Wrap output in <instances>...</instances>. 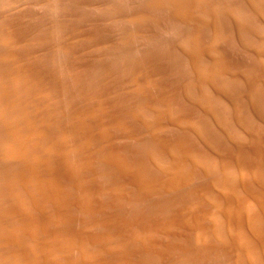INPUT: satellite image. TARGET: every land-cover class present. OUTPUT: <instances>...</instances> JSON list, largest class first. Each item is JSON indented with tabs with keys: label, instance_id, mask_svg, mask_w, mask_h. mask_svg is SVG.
I'll list each match as a JSON object with an SVG mask.
<instances>
[{
	"label": "bare ground",
	"instance_id": "obj_1",
	"mask_svg": "<svg viewBox=\"0 0 264 264\" xmlns=\"http://www.w3.org/2000/svg\"><path fill=\"white\" fill-rule=\"evenodd\" d=\"M243 1L247 13L212 0L146 4L188 31L174 44L190 73L182 85L150 62L127 66L123 88L107 71V87L83 89L25 67L0 28V264H264V0ZM230 37L255 66L226 56ZM56 41L65 54L75 43Z\"/></svg>",
	"mask_w": 264,
	"mask_h": 264
},
{
	"label": "rangeland",
	"instance_id": "obj_2",
	"mask_svg": "<svg viewBox=\"0 0 264 264\" xmlns=\"http://www.w3.org/2000/svg\"><path fill=\"white\" fill-rule=\"evenodd\" d=\"M12 1L13 2H11V5L12 4L13 5L10 6V0H0V5L2 6V7L0 6V19L2 20V21L0 20V28L3 29L2 27H4L3 30H7V31L10 30L7 28H11V30L9 32L15 34V35L13 34V37L15 36L14 39L16 41L15 48H14V54H15L16 58H18V61H20V63L23 62V65H25V67L27 65V67H29V69L31 67H35V70L39 69L38 71L41 73L43 71L44 74L51 73V74H56L57 76L59 74L61 77L60 76H58V77L61 78L63 81H65V80L69 81L70 78H71L70 79V81H71L74 78L75 80H77L79 82V84H78L79 87H81L83 89H85V88L88 89L89 87L91 88V85L93 83L100 85L101 83L105 82L104 80H106V79L102 80V78L104 77L103 76L104 72H107V71L111 72L112 75L114 76V78L115 77L117 78V79H115L116 84L113 82V86L116 87L117 89L123 88L124 83L122 81H123V78L125 75V71L128 69L127 66L129 67L131 64H138V65L143 64V66H144V64H149L150 62H151V64L152 63L153 64L155 63V65L157 64L159 71L161 70L160 73L162 74V76L164 78L167 76L166 79L169 81V83L171 85H173V84H181L182 85L183 84L182 82H185L184 77L187 76L188 74H190L187 66L185 67L186 63H185V60H184L182 54L179 53L177 46L176 47L174 46L175 43L182 41L181 40L182 37L184 38V36H186V34L188 32V31H186L187 29L185 30V27L183 28V26L181 27V25L175 27L177 25V23L174 20H172V18H170V17L168 18V16H167L168 11L164 10L165 11V13H164L163 10H160V11L156 10V12H154L155 10L153 11L152 9L148 8V6H146V4L148 5L150 0H18V1L12 0ZM212 1L213 2L218 1L217 3L223 4L226 7L227 6L236 7V9L238 8V6H240L238 4L242 3L241 6L244 5L243 9L244 8L245 9L242 10L241 6L239 8L241 11L247 13V10H246L247 5L245 4V2L243 0H238V1L237 0H230V1L224 0L222 2L221 1L219 2V0H212ZM232 1H234V2H232ZM5 2L7 4H5ZM223 2H225V3H223ZM17 8H19V9L17 10ZM27 8H29V9L27 10ZM239 8H238V10H239ZM148 9H150L149 14L147 13ZM151 10H152V13L154 12L153 14L151 13ZM137 11H139V12H137ZM140 11H142V13L144 15H148L149 17L152 14L151 15L152 18L150 17L152 20L156 16H157V18L159 17L158 19L155 18V20L158 21L159 25H158V23H155L157 21L154 20V22H153L151 20V23L153 22L152 24L149 22V23H147L148 25L145 24L144 26L140 27V29H139V27H136V26L134 27L131 25L132 27H134V29H133L129 23H126V22H128L126 19H127V17H129V15H132L135 13H140ZM157 12L160 14H158ZM154 15H155V17H154ZM160 17H162V18H160ZM250 20H252V18H250ZM250 20L248 21V17H247L248 22H250V23L255 22L252 24V26L255 25V27H256V25H258V23H259V26L261 25L259 21L253 20V22H252ZM110 21H111V23H110ZM5 23H6V25L4 26ZM154 23L156 25H154ZM1 24H3V25L1 26ZM57 26H58V28H57ZM259 26H257V27H259ZM5 27H7V28H5ZM59 27H60V29H59ZM62 27L63 28L66 27V28L62 29ZM75 27H77V28H75ZM78 28L80 29V31ZM182 28L184 30L182 32H184V33L181 35L180 32H181ZM53 29H54V32H53ZM72 29H73V31H72ZM130 29L133 30V32L137 31L139 33L136 34L135 32L134 33L131 32L132 34L130 33V37H129V36H127V33H128V31L129 32L131 31ZM148 29H150V30H148ZM159 29H160V31H159ZM62 30H63V32H60ZM75 30H77V32ZM48 31H49V33H48ZM57 31H58V33H57ZM83 31H84V33H83ZM64 32H67V33L64 34ZM56 33L58 36L56 35ZM73 33H75V35H74L75 39H73L74 38V36H72ZM76 33H78L77 34L78 37L76 36ZM80 33H82V34H80ZM125 33H126V35H125ZM141 33H143V34H141ZM203 33H202L203 34L202 36L204 38H207L208 33L207 32L205 33V31ZM60 34H61V36H60ZM67 34H70V36ZM133 34H136V35L139 34L138 39H136V35L134 37ZM178 34H179V36H178ZM180 35H181V37H180ZM53 36L58 41V42L56 41L57 44L58 43H65V42L67 44L69 43L68 48L71 49V46H72V50H70V52L71 51L72 52L71 53L68 52L67 54H65L63 52L61 53V51H56L54 48H52L53 46H50V45L54 44L53 41H55ZM67 36H69L68 39L66 38ZM82 36L83 37L85 36L84 42H82L83 41ZM124 36H127V37H125L127 42H125L124 40H120V38L124 39ZM147 36H148V38H147ZM49 37H50V39H49ZM56 37H58V38H56ZM63 38H66V39H63ZM76 38L77 39L79 38V39L76 40ZM93 38H95L97 42ZM132 38H134V39H132ZM204 38L202 40L206 41V39L204 40ZM75 40L77 42L81 41L82 43L78 42V44H77V42H75ZM227 40L228 41L226 43H222L221 48L223 47L222 50L223 51L225 50L224 52H225L226 56L228 58H230V60L233 61V63H235V65H237L239 67L242 66L241 68H243V67L244 68L245 67L251 68L252 66H255L254 60H252L249 53L247 52V49H245V47L243 45H242V47L244 48V50H243V48L240 49L241 44L238 43L240 45L239 46L237 44V41L233 40V38L231 40V37H230V38H227ZM18 41L20 42V44L17 43ZM69 41H71V42H69ZM32 42H33V44H32ZM42 43L44 45H42ZM71 43L72 44L74 43L78 47L75 46L74 44H73L74 46L71 45ZM119 43L121 45H124V46L122 47ZM127 43L130 45H128ZM87 44H89V45H87ZM106 44H107V47H106ZM175 45H178V44H175ZM19 47H21V48H19ZM0 48H2V49H0V54H1V53H3L4 49H3V47H0ZM76 48L77 49L79 48V49L77 50ZM103 48L104 49L106 48V49L104 50ZM81 51L83 52V55H82ZM37 52L39 53V55ZM84 52L86 53V56H85ZM31 54L33 57L31 56ZM52 54H57V56H55V55L51 56ZM76 55H77V57H74ZM78 55L80 56V58L78 57ZM30 56H31V58H30ZM147 56H148V58H147ZM26 57H29L30 59H32V60H30L27 58L28 61H30V63H34V65L28 64L29 62L27 61V59H25ZM53 57H55V59ZM72 57H74V58H72ZM70 58H71V60H70ZM77 58H79V60ZM52 59H54L55 61H53ZM76 59H77V61H76ZM93 59H94V61H93ZM21 60H22V62H21ZM40 60H42V61H40ZM45 60L47 62H44ZM160 60H161V62L158 63V61H160ZM31 61H33V62H31ZM82 61H83V63H82ZM152 61H154V62H152ZM236 61H237V63H236ZM70 62H71V64H68ZM73 62L76 63V65H75V63L73 65L76 68L72 67ZM249 62H250V64H249ZM54 63H56V64H54ZM60 64L62 66H60ZM89 64H90V66H89ZM245 64H246V66H245ZM36 65L41 66V68L43 70L41 68H39V66H37V68H36ZM56 65H57V67H56ZM42 66H44V67H42ZM50 66H51V68H49ZM53 66H55V68H52ZM116 66H118V67H116ZM179 66H180V68H179ZM46 67H48V68H46ZM61 67H63V68H61ZM66 67H68L69 69ZM124 67H125V69H124ZM166 67H167V69H166ZM44 68H46L45 69L46 71L44 70ZM85 68L89 71L85 70ZM1 69H4V67H1V65H0V71H1ZM47 69L48 70L50 69V70L48 71ZM58 69L61 71H58ZM72 69L75 72L72 71ZM77 69L79 70L78 75H77ZM51 71H54V72H51ZM62 71L65 73V75H63V76H62V73H63ZM60 72H61V74H60ZM73 72L76 74V76ZM81 72L85 76L83 74H81ZM66 74H67V76H66ZM69 74H71V75L73 74V75L70 77ZM79 75H81V76H79ZM82 75L84 76V78ZM77 76H79V77H77ZM97 76H99L98 77L99 79L97 78ZM89 77L90 78L92 77V79H90ZM76 78H78V79H76ZM95 79H96V81H95ZM177 80H179L178 83H177ZM99 81H101V82H99ZM82 82H84L85 84H86V82H88L89 85L90 84L91 85L88 87H85V85L82 86L84 84ZM90 82H92V83H90ZM80 83H81V85H80ZM70 84L71 85H69V92H68L69 95L67 93L64 98H66V97L68 98L71 95H73V93L76 89V86H73L72 83H70ZM106 84H109V83L106 82ZM106 84L103 83V86L105 85V87H107L108 85H106ZM87 85L88 84H86V86ZM120 85L122 87H120ZM72 86L75 87V89H73ZM71 87L73 90L71 89ZM128 142L131 144H129V143L127 144V142H126L125 143L126 146L129 147V145H130L131 147H129V148L130 149L132 148L131 150L135 151L134 149L137 148V147H135L136 144L134 142L132 143L131 141H128ZM132 144H134V146ZM139 149H140V147H139Z\"/></svg>",
	"mask_w": 264,
	"mask_h": 264
}]
</instances>
